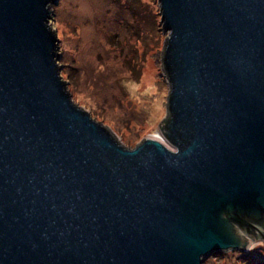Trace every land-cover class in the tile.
<instances>
[{
    "label": "water",
    "instance_id": "95a60500",
    "mask_svg": "<svg viewBox=\"0 0 264 264\" xmlns=\"http://www.w3.org/2000/svg\"><path fill=\"white\" fill-rule=\"evenodd\" d=\"M54 3L0 0V264H203L264 238V0H159L165 143L133 149L73 103Z\"/></svg>",
    "mask_w": 264,
    "mask_h": 264
},
{
    "label": "rangeland",
    "instance_id": "374dc122",
    "mask_svg": "<svg viewBox=\"0 0 264 264\" xmlns=\"http://www.w3.org/2000/svg\"><path fill=\"white\" fill-rule=\"evenodd\" d=\"M56 3V4H55ZM49 23L58 37L60 75L74 104L106 125L129 149L163 140L170 84L162 70L159 0H55ZM164 141V140H163ZM203 264H264V238Z\"/></svg>",
    "mask_w": 264,
    "mask_h": 264
},
{
    "label": "trees",
    "instance_id": "16d2710c",
    "mask_svg": "<svg viewBox=\"0 0 264 264\" xmlns=\"http://www.w3.org/2000/svg\"><path fill=\"white\" fill-rule=\"evenodd\" d=\"M167 120H168V118H166V119L164 120V122H166ZM260 226L264 229V223L260 224Z\"/></svg>",
    "mask_w": 264,
    "mask_h": 264
},
{
    "label": "bare ground",
    "instance_id": "6f19581e",
    "mask_svg": "<svg viewBox=\"0 0 264 264\" xmlns=\"http://www.w3.org/2000/svg\"><path fill=\"white\" fill-rule=\"evenodd\" d=\"M155 139H156V138H155ZM157 139H158V138H157ZM159 140L165 143V141H163V140H161V139H159Z\"/></svg>",
    "mask_w": 264,
    "mask_h": 264
}]
</instances>
